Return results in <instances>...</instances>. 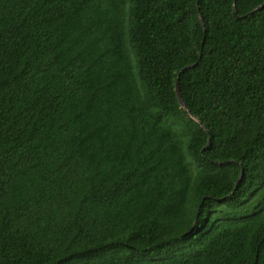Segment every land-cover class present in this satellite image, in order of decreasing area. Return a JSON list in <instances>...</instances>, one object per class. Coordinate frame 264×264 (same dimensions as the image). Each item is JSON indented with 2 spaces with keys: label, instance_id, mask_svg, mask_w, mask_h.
<instances>
[{
  "label": "trees",
  "instance_id": "trees-1",
  "mask_svg": "<svg viewBox=\"0 0 264 264\" xmlns=\"http://www.w3.org/2000/svg\"><path fill=\"white\" fill-rule=\"evenodd\" d=\"M262 3L0 0V264H264Z\"/></svg>",
  "mask_w": 264,
  "mask_h": 264
},
{
  "label": "water",
  "instance_id": "water-1",
  "mask_svg": "<svg viewBox=\"0 0 264 264\" xmlns=\"http://www.w3.org/2000/svg\"><path fill=\"white\" fill-rule=\"evenodd\" d=\"M264 8V3H262L260 6H258L252 13H255V12H258V11H260V10H262ZM234 13H236V11L234 10ZM202 24L204 25V22L202 21ZM192 67H194V66H190V67H188V68H192ZM188 68H185L184 70H186V69H188ZM183 70V71H184ZM176 92H177V95H178V98H179V101H180V103H181V105H182V107L183 108H185V109H187V107H186V105H185V102H184V100H183V98H182V96H181V93H180V89H179V85H178V83H177V87H176ZM199 122V121H198ZM209 144H210V141H209ZM243 175V174H242Z\"/></svg>",
  "mask_w": 264,
  "mask_h": 264
}]
</instances>
